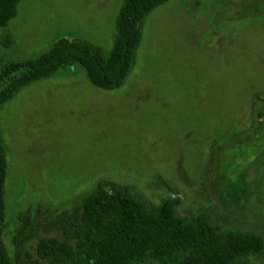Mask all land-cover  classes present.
<instances>
[{
    "label": "rangeland",
    "instance_id": "rangeland-1",
    "mask_svg": "<svg viewBox=\"0 0 264 264\" xmlns=\"http://www.w3.org/2000/svg\"><path fill=\"white\" fill-rule=\"evenodd\" d=\"M122 1L21 0L0 28V61L62 38L107 55ZM142 27L121 87L97 88L77 65L3 104V243L14 264L40 261L42 240H64L66 213L99 184L129 186L148 212L169 200L182 216L208 211L219 231L264 237V0H170Z\"/></svg>",
    "mask_w": 264,
    "mask_h": 264
},
{
    "label": "trees",
    "instance_id": "trees-1",
    "mask_svg": "<svg viewBox=\"0 0 264 264\" xmlns=\"http://www.w3.org/2000/svg\"><path fill=\"white\" fill-rule=\"evenodd\" d=\"M170 0H123L115 20V39L107 55L84 40L62 38L25 60L0 61V110L19 91L54 76L60 69L81 66L97 88L114 90L129 75L140 46L144 18ZM21 0H0V28L17 16ZM6 150L0 134V264H14L4 243ZM64 240L37 244L40 261L30 264H238L251 254L264 258V237L219 231L208 211L179 215L173 201L148 212L127 185L99 184L79 206L66 213ZM72 241V244L70 243Z\"/></svg>",
    "mask_w": 264,
    "mask_h": 264
}]
</instances>
